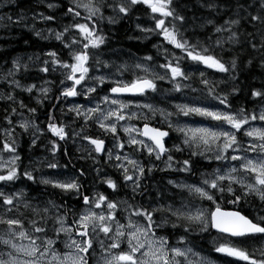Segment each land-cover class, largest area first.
<instances>
[{
    "label": "snow or ice",
    "instance_id": "obj_1",
    "mask_svg": "<svg viewBox=\"0 0 264 264\" xmlns=\"http://www.w3.org/2000/svg\"><path fill=\"white\" fill-rule=\"evenodd\" d=\"M6 2H15V0H6ZM137 6H147L152 14H159V18L155 15L152 17L155 20V28H144L137 24L136 27L141 32H158L168 44L180 49L192 62L228 74L233 82L231 92L220 93L217 92V88L221 84H227L228 81L224 79L210 81L203 71L199 72V83L204 86L207 95L218 101L223 109L204 106L192 100L188 103H177L173 106L174 111H169L152 103L133 104L131 100L126 101L121 98L123 95L144 97L148 92H157V80H167L172 85L173 92H183L185 89H190L192 92L200 91L192 87L191 83H186L193 80L194 71L191 66L188 68L181 66V61L185 58L183 56L177 57L172 54V58L168 59L166 55L167 62L159 65L164 69V74L141 63L131 67L126 64L113 66L101 60L98 55L95 64H89L94 53L88 49L100 50L107 39L102 31H97L93 18L104 20V11L111 9L113 15L108 16L107 20L109 23H116L118 19L128 17ZM47 7L55 9L58 4L49 2ZM183 7L186 5L182 0H87V2L72 0V6L67 8L65 14L71 15L75 21V18L81 15L78 9L83 8L88 13L85 19L93 20V25L90 28L88 24L74 22L60 32L49 29L50 36H54L64 48L69 49L72 62L61 60L56 51H49L46 53L49 59L43 61V66L38 71L49 73L56 71L57 68L63 70L64 79L60 81L61 85H65V81H72L71 86L63 87L61 96L64 98L77 95L87 97L97 93L98 87L106 83L112 85L107 90L110 94L100 97L103 104L109 105L107 109L101 108L98 103L89 108L74 106L69 111L75 112L78 117H83L86 124L92 120L106 134H111L114 148L123 150L125 144L128 147L134 146L135 152H146L150 158L154 157L155 161H163L165 167L161 171L192 173L194 169L192 157L221 162L219 167L202 178L199 185L168 180V184L173 187L186 189L201 201L210 202L209 206L196 207L182 203L179 208L169 204L149 209L130 204L126 200L118 203L102 192H96L90 197L82 192L83 185L79 177L85 175L84 171H81L79 176L65 180L50 177H42L39 180L40 184L58 189L66 195L74 194L82 199L81 210L71 209L67 204H58L54 200H47L43 206L38 203L33 204L23 189L12 190L11 186L22 177L33 183L37 181L32 171L27 169L20 171L18 162L21 157L17 151V142L12 136L15 127L6 128L4 131L8 139L4 141L2 151L10 153L11 158L0 162V208L3 209L0 213V225L5 226V230L0 232V264H89L92 257H96L95 264H211L189 246L187 236L196 229L200 232H208L210 229L217 231L224 242L216 244L214 248L216 253L246 261L248 264H264V249L259 250L260 258L257 259L232 242V238H256V234H261L259 238L264 240V215L258 217V222H254L239 210L223 208L219 202L227 192L232 196L228 203L233 205H238L242 199L248 202L249 197H256L261 204H264V127H253L251 124L253 121L264 122V107L259 112L255 110L248 112L244 107L236 111L231 110L229 96L236 95L240 91L235 84L238 79L235 74L238 57H233L230 63H226L211 54L208 47L200 46L199 42L191 44L184 39L180 31L187 22L185 15L181 13ZM201 7H206L216 16L221 12L231 13L219 25L214 19L206 21V24L214 27V32L217 34L216 47L223 49L225 44L239 45L242 49L248 47L258 54L260 67L264 68V0H252L251 3L247 0H205ZM40 18L46 22L56 20L54 15L45 16L43 13L40 14ZM7 19L11 21L12 17L9 16ZM166 20H168L167 24ZM245 24L251 26L252 31L241 32L240 29ZM72 29H77L87 41L83 43L80 51L72 47L80 44V40L72 37L70 42L65 41V35ZM35 35L41 37L40 32H36ZM41 38L48 39L49 36ZM144 59L151 61L153 58L147 56ZM254 59L256 57L250 58L247 65L251 66ZM101 66L106 69L114 67L115 70L107 75L89 77L90 68ZM129 70H132L134 75L137 70L145 75H136L131 81L112 78L122 76ZM29 71L28 64L13 60L12 66L7 69L3 78L13 89L19 88L32 93L37 87L35 84L25 87L15 78L17 74ZM85 81H94V83L90 82L84 86L82 82ZM47 83L49 82L45 81V84ZM77 86H81L83 90L78 91ZM38 91L46 98L50 88L41 87ZM251 97L253 100L264 102V90H251ZM0 99L17 102L16 97L11 93L0 95ZM41 102L37 100L38 104ZM18 104L21 109L27 108L22 100L18 101ZM133 107L139 111H130ZM28 111L34 114L36 109L28 108ZM16 112L17 109L13 107L11 114L15 115ZM181 116L201 117L210 123L207 125L199 123L196 126L180 123L178 118ZM157 117L161 127L149 123ZM174 117L177 119L174 120ZM134 119L144 121L143 128L130 123ZM5 120L8 125H13L11 115H6ZM125 120L129 123L121 125L120 122ZM163 125L167 127L164 128ZM18 126L25 132L30 127L40 132L38 126L28 120L21 121ZM118 127L127 137L124 142L120 140ZM48 130L59 140H65L67 137L64 126H57L51 115H49ZM170 132L177 133L180 139V143L173 144L172 148L166 147V138L170 136ZM238 133L250 138L247 146L238 139ZM38 138L35 136L32 139V146L36 145ZM85 139L95 146L96 153H106L107 161H116L111 166L120 172L125 185L131 187L133 198L136 194H142L141 181L145 178L146 169L140 160L133 159L128 153L114 154L112 149H105L103 139L90 137ZM50 144V151L55 155L59 146L56 141H50ZM185 149L190 152L189 158L182 161L174 160L172 153L183 152ZM248 153L255 155L250 156ZM96 162L99 163V160ZM47 166L56 168L57 164L49 162ZM155 167L156 165L151 163L147 167V173H152ZM96 172L102 183L113 192L118 191L119 185L111 176L107 174L101 176V168H97ZM234 185L239 186V194ZM216 193H220L221 196L217 197ZM122 205L123 211L127 213L124 217L126 223L121 222L119 215ZM26 212H30V215H26ZM69 213L72 215L71 223L68 219ZM154 213L161 214L159 222L154 219ZM134 217L143 218L144 223H140ZM167 225H171L173 229L184 230L185 234L181 235L175 244H170L167 236L157 235V229ZM62 235L66 238L61 239ZM59 244H63L67 251L61 252L58 248ZM96 245L100 249L98 257ZM122 245H126V249L122 248Z\"/></svg>",
    "mask_w": 264,
    "mask_h": 264
},
{
    "label": "trees",
    "instance_id": "obj_2",
    "mask_svg": "<svg viewBox=\"0 0 264 264\" xmlns=\"http://www.w3.org/2000/svg\"><path fill=\"white\" fill-rule=\"evenodd\" d=\"M49 2L57 3L58 7L55 9H48L46 4ZM204 2L205 0H182V3L186 5V7L181 9V13L185 15L187 21L186 24L180 28V31L183 33V38L188 40L191 44H197V42H199L200 46L208 47L211 54L216 55L226 63H230L233 57H238V68L235 73L238 79L235 84L238 85L240 91L236 95L229 96L231 110L236 111L239 108L244 107L248 112H252L253 110L256 111L258 108L264 106V102L253 100L251 97V90H264V68L260 67L258 54L254 53L248 47L242 49L239 45L230 46L225 44L223 49L216 47L215 40L217 39V34L214 32V27L206 24V21L208 19H214L215 23L219 25L222 24L231 13L225 14L221 12L220 15L216 16L206 7H201V4ZM247 2L251 3L252 0H247ZM69 6L71 5L65 0H15V2H6L5 7L0 6V16L4 17V19H0V95H7L11 93L16 97L17 101L13 102L0 99V129L2 127H6L8 124L5 120L6 115H11V118L13 119L19 112H26L31 118V121L34 122L41 131V136H39L35 146L29 144L27 134L21 130L15 132L14 139L17 142V151L21 157L18 162L20 171L23 172L25 169L32 171L37 182L33 183L32 181H28L26 178L22 177L20 180L15 182L13 187L23 189L33 204L38 203L43 206L47 200H54L58 204H67L71 209L79 211L82 199H75L71 195L61 193L58 189L40 184L36 169L38 166L33 165V162L36 161V159H43L42 156H47V152L51 148L50 141H56L59 149L56 154L53 155L55 161L53 160L52 162L56 163L57 168L61 171H67L76 176H79V173L84 171L85 175L79 178L83 185L82 192L85 195H87L88 191H91L90 189H95L104 193L109 197V199L118 203L119 200H126L130 204L140 205L147 208H149L148 206L150 205H148L149 201H147L146 198L152 201L150 202L151 205H154L155 202L156 204L162 205H175L177 203V199L179 198L190 202L193 201L194 198L188 196L183 190H174L167 184L168 180H174V177H172L167 171L158 172L157 167H155V170L152 173H147V167L150 166V162L152 161L150 157H147L148 162L144 163L146 175L141 181L143 186L142 194H136V197L133 198L131 194L129 196V189L125 185V182L119 177L118 171L111 166L113 164L112 161L106 162L105 160H100V158L94 160H90L89 158L86 159L81 155L82 150L78 148V146L74 144L77 148H73L74 145L70 140L71 135H67L65 140H59V138L55 137L48 130L49 115H51L57 126H64L66 133L69 131L71 134L79 132L81 135L79 138L83 143L87 142L89 144V140L85 139V137H90L92 139L100 138L107 143V140L109 142L110 136L105 135L102 131H100L97 123L92 124V122H87L86 124L82 118H75V115L71 114L72 112L69 110L60 112L59 114L61 117L59 118L55 115L56 111L50 112L51 108L48 105V98L53 97L55 100H61V96L58 92V88L60 86V76L55 74V71L41 73L38 69L43 66V61L45 59H49L46 55L49 51H56L59 58L63 61L69 62L70 57L68 55L69 49L64 48L60 41H57L52 37L43 39L41 37L47 35H42V33L43 31L48 32L49 29H54L57 32L63 31L65 27L73 24L74 22L88 24L91 28L94 20L97 31H102V34L107 39L105 45H103L100 50H96L95 54H97L92 56L89 60L90 65L95 64V59L98 55L101 60L107 61L109 64L113 62H121L124 65H128L138 61L154 68H160V64L167 62L165 59L166 55L168 56V59L172 58V54L177 57L183 56L185 58L181 61V66L183 68L191 66L194 71L193 80L186 83H191L192 87L200 90V92L197 91V95L203 99L207 98L213 100L207 95L206 90H204V86L199 83V72L203 71L206 78L210 81H219L221 79L227 80V84H221L217 88V92L220 93L231 92L233 82L229 79L228 74L219 73L214 69L207 68L205 65L192 62L186 57L185 53L180 51V49H176L164 41H158L155 40L156 38H152L153 34H156V32L148 35L149 38L146 39L149 40L143 39V32L141 33V31L136 27L137 24L144 27L155 28V20L152 18L153 15L149 12L147 6H137V8L134 9L128 17L120 18L116 23H109L108 20H106L108 16L113 15L111 9L104 11V20H96V18H93V20H83L84 14L80 12L81 15L76 17L74 21L71 15L65 14ZM41 13L45 16L54 15L56 20L53 22H46L42 19L37 20L34 16L40 15ZM9 16L12 17L11 21L7 19ZM170 19L171 18H168V20ZM168 20H166V24L168 23ZM17 21L20 22L17 23ZM200 25L204 26L200 27ZM245 30L252 31V28L251 26L245 24L240 31L244 32ZM36 32H40L41 37L36 36ZM76 34L77 33L74 29H72L65 35V41L70 42V39L75 37ZM143 36L144 38L146 37L144 34ZM197 50H199V47ZM31 55L38 57L39 60L35 62L30 61L29 57ZM147 56H151L153 59L151 61H147L144 59ZM252 57H256V59H254L252 65L249 66L247 65V61ZM13 60H19L22 64H28L30 68L29 72L17 74L15 78L18 79L25 87L35 84L37 87L49 88L50 85V91L47 93L48 98L42 97V102L38 104L37 100L35 101L32 97L34 94L33 92L28 94L19 88L13 89L9 86L8 81H6L3 77L7 72V69L12 66ZM102 68V66L92 67L89 72H93L94 69L102 71ZM103 69L106 70V68ZM10 79L11 78H9V80ZM45 81H48L49 83L45 84ZM156 83L158 87L157 92H148L146 96L143 97V100L146 103H152L168 108V102L175 100L178 97V93L173 92L171 90L172 86L168 83ZM108 87V84L102 85L101 88L98 87V93L108 92ZM187 92H190V89H188ZM92 97L97 98L98 94L95 93V95H90L89 99ZM21 100L27 105V108L21 109L19 107L18 101ZM13 107L17 109L15 115L11 114V109ZM28 108H35L36 112L34 114L30 113ZM158 121L159 117L149 123L152 126L161 127ZM121 136L122 135L120 134V137ZM171 140L176 144L180 143L178 136L175 133L170 132V136L166 140V147L169 148L172 145L170 144ZM1 147L2 141L0 136V148ZM173 154H175V152H173ZM176 154H178V157H180L182 161L189 158L190 152L188 149H185L183 152H176ZM97 160H99V163L96 162ZM192 160L194 161V169L190 174L196 177L198 172L204 171L203 168H201L203 165L201 162H198L197 158L192 157ZM97 168L102 169L101 176L107 174L118 183V191L113 192L105 183L101 182V178L97 176ZM233 187L237 189L239 194V188L236 186ZM155 194L156 197H154ZM220 196L221 194L219 193L217 197ZM230 199H232V196L225 192L219 202L223 208L228 210H239L243 215L252 219L254 222L256 220L258 221L259 216L264 215V204H261L259 199L256 197H249L248 202H245L244 199H242L238 205L228 203ZM2 211L3 209L0 208V213H2ZM21 211L24 210L21 209ZM25 214L30 215V212H26ZM68 219L72 220L71 213H69ZM139 219L143 220V218L140 217ZM154 219L158 222L160 221L159 216H157L156 213H154ZM160 232H162V235L164 234V236H167L170 241L185 234L183 228L173 229L171 225H167L160 229L158 233ZM187 240L204 253H213L216 244L223 242V240L222 242H219L220 235L213 232L211 229L206 233H200V231L196 229L188 234ZM248 240L249 245L247 244L246 246L251 245V240L258 241L257 238L251 237H249ZM237 243L239 244V242Z\"/></svg>",
    "mask_w": 264,
    "mask_h": 264
},
{
    "label": "rangeland",
    "instance_id": "obj_3",
    "mask_svg": "<svg viewBox=\"0 0 264 264\" xmlns=\"http://www.w3.org/2000/svg\"><path fill=\"white\" fill-rule=\"evenodd\" d=\"M66 2H68L71 6H72V0H65ZM84 2H87V0H84ZM0 6L1 7H5L6 6V0H0ZM46 7H47V4H46ZM48 8V7H47ZM49 9V8H48ZM80 12H82L84 15H83V20H87V19H85V17L88 15V13L85 11V9H83V8H80V9H78ZM149 12L151 13V11H150V9H149ZM152 14V13H151ZM152 15H155L157 18H159V14H152ZM1 17V16H0ZM37 20H39V19H41L40 18V15H36V16H34ZM95 19V18H94ZM107 20V19H106ZM142 27H144V26H142ZM144 28H149V27H144ZM74 31L77 33L76 34V36H75V38L77 39V40H80L81 41V43L80 44H77V45H73L72 47H73V49L74 50H76V51H80L81 49H82V46H83V43H86L87 41H85L84 39H83V36L79 33V31L77 30V29H74ZM142 33V32H141ZM143 34L146 36L145 38H144V36H143ZM150 33H142V38L143 39H145V40H149V39H146V38H149V35ZM42 35H47V36H49V38L50 37H52V38H54V36H50V34H49V30H48V32H45V31H43V33H42ZM151 38V37H150ZM152 38H156L155 40H158V41H164V42H166L164 39H163V36L162 35H160L158 32H156V34H153V36H152ZM151 38V39H152ZM167 43V42H166ZM168 44V43H167ZM88 51H90L91 53H94V55H96L95 54V52H96V50H94V49H88ZM181 51V50H180ZM127 54V53H126ZM68 55H69V51H68ZM93 55V56H94ZM70 57V56H69ZM29 60L30 61H37V60H39V58L38 57H35L34 55H31L30 57H29ZM72 61H71V58H70V61H69V63H71ZM136 62V61H135ZM135 62L134 63H130V64H128V66H133V65H135ZM136 63H141V64H144V63H142V62H136ZM110 65H113V66H119V65H124L123 63H110ZM147 65V64H146ZM201 65H203V64H201ZM149 66V68L150 69H154L156 72H158V73H160V74H164V69H161V68H154V67H151L150 65H148ZM115 69H114V67L113 68H107L106 70H104L103 68H102V71L100 70V71H97L96 69H94L93 70V72H89V77H92V76H96V75H107V74H109L110 72H113ZM62 71L63 70H61V69H59V68H57V70L55 71V74H58V76H60V80L59 81H61L62 79H64V76L62 75ZM136 75H139V76H144L145 75V73H143V72H140V71H136L135 72V75H134V73H133V71L132 70H129V71H126V72H124L123 73V75L122 76H114V77H112L113 79H123V80H125V81H131V80H133L134 78H135V76ZM90 82H92V83H94V81H85V82H82V85H84V86H87V84L88 83H90ZM156 82H165V83H168V84H170L167 80H163V81H161V80H157ZM71 84H72V81H65V85H61V83H60V86H59V88H58V92H59V94H60V96H61V92H62V90H63V87H65V86H71ZM106 84H108V83H106ZM171 85V84H170ZM108 86L110 87V86H112V85H110V84H108ZM172 86V85H171ZM109 87H108V89H109ZM41 87H36V89H34L33 90V99H35V101L36 100H42V96H41V94H40V92L38 91V89H40ZM48 88V87H47ZM49 88H50V85H49ZM100 88H101V86H100ZM77 90L78 91H82L83 89H82V87L81 86H77ZM188 91V89H185L183 92H177L178 93V97L175 99V100H172V101H169L168 102V104H167V106H168V108L167 107H162V106H159V105H155V106H157V107H160V108H166V109H168L169 111H174V108H173V106L175 105V104H177V103H188V102H190V101H192V100H195L198 104H201V105H204V106H209V107H217V108H220V109H223V106L222 105H219V103H218V101H213V100H210V99H203L202 97H200V96H198L197 95V92H192L191 90H190V92H187ZM198 92H200V91H198ZM28 93V92H27ZM29 94V93H28ZM97 94H98V97L96 98V97H92L91 99H89V96H85V95H77V96H75V97H68V98H64V97H62L61 96V100H55V98H48V96H47V98H48V105H49V107L51 108V111L50 112H53V111H56V116L59 118V117H61V115L59 114L60 112H64V110H69L70 108H72V107H74V106H82L83 108H89V107H94L96 104H100V107L101 108H103V109H107L108 107H109V105H106V104H103L102 102H101V100H100V97H102L103 95H105V94H109L108 92H106V93H98V90H97ZM91 95H95V93H93V94H91ZM200 95V94H199ZM37 96H40V97H37ZM122 99H124V100H131L132 101V103L133 104H135V103H146L144 100H143V97H139V98H127V97H121ZM97 99V100H96ZM264 107V106H263ZM262 108V107H261ZM261 108H258L256 111L257 112H259L260 111V109ZM130 111H139L138 109H136L135 107H133L132 109H130ZM145 111H147V110H145ZM72 112V111H71ZM21 113H22V115H21ZM71 114H74L76 117H78L77 115H76V113L75 112H72ZM56 118V117H55ZM79 119L80 118H82L83 119V117H78ZM174 120H176L177 118L176 117H174L173 118ZM179 119V121H180V123H189V124H192L193 126H196L197 124H199V123H202V124H204V125H207V124H209L210 122L209 121H206V120H203V118H201V117H189V118H185V117H179L178 118ZM13 120V125H8L7 124V126L6 127H2L1 129H0V136H1V141H2V147L0 148V162H4V161H8L10 158H11V154L10 153H8V152H5V151H2V149H3V143H4V141L6 140V139H8V137H7V134L5 133V131H4V129H11L12 127H15V131L12 133V136H13V138H15V132H18V130H21L22 132H24L25 134H27V136H28V139H29V144H31V141H32V139L35 137V136H41L40 134V132H37L36 131V129L35 128H32V127H30L29 129H28V131L27 132H25L23 129H21L18 125H19V123L21 122V121H23V120H28V121H30V122H32L31 121V118L27 115V113L26 112H19L17 115H15L14 116V118L12 119ZM84 120V119H83ZM85 121V120H84ZM63 122H64V120H63ZM88 122H92V124H94V122L92 121V120H89ZM126 123H129V121H127V120H125V121H121L120 122V124L121 125H124V124H126ZM130 123H132V124H135L137 127H140L141 128V126L144 124V121H141V120H137V119H134V120H132ZM251 124H252V126L253 127H264V122H261V121H253V122H251ZM36 125V124H35ZM98 126V125H97ZM164 128H166L167 126L166 125H164L163 126ZM245 127H247V126H245ZM98 128L100 129V131H102L105 135H110L109 136V142H108V140H107V143H105V149H112V151H113V153L114 154H116V153H120V154H123V153H128L133 159H138V160H140L143 164L144 163H147L148 162V159H147V157H149L148 155H147V153L146 152H135L134 151V146L133 147H128L127 146V144H125V148L123 149V150H120V149H118V148H114L113 147V145H114V139H113V136L111 135V134H106L99 126H98ZM172 133H175V132H172ZM118 134H119V137H120V134L122 135L121 137H120V140L122 141V142H124V141H126L127 140V137L125 136V134L123 133V131L122 130H120V128L118 127ZM177 136H178V134L177 133H175ZM67 135H71L70 136V140H71V142H72V144L74 145H76V146H78V148H80L81 150H82V153H81V155L84 157V158H86V159H90V160H94V159H99L100 158V160H105L106 162H107V156H106V153H101V154H99V153H96L95 151H94V145H86L85 143H83L82 141H81V139L79 138V137H81V135L79 134V132H75V133H70V131L69 132H67ZM56 137V136H55ZM58 138V137H57ZM39 139V138H38ZM37 139V140H38ZM238 139L245 145V146H247V144L249 143V139L250 138H248L247 136H245V135H243V133H238ZM36 140V141H37ZM178 140H180L179 138H178ZM79 141H81V142H79ZM11 141L9 140V143H10ZM170 144H172L169 148H172V146H173V144H176L175 142H173L172 140H171V142H170ZM74 145V146H75ZM73 146V148H77L76 146L74 147ZM172 155H173V157H174V160H176V161H181V159H180V157H178V154H176V152H175V154H173L172 153ZM209 155H211V153H209ZM248 155H250V156H254L255 154L254 153H248ZM42 156V155H41ZM43 157V159H36V161H34L33 162V165H37L38 167L36 168L37 169V177L39 178V180L42 178V177H44V178H54V179H59V180H65V179H68V178H70V177H72V176H76V175H73V173H69V172H65V171H61L59 168H49L47 165H48V163L49 162H52L53 160H54V158H53V154H52V152L50 151V149H49V151L47 152V156L46 157H44V156H42ZM41 158V157H40ZM102 158H104V159H102ZM194 158H197V160H198V162H201V164L203 165L201 168H203V170L204 171H201V172H198V174H197V176L195 177V176H193V175H191L190 173H183V172H175V171H172V170H166L172 177H174V181H176L177 183H185V184H197V185H199L200 184V182H201V180H202V178L205 176V175H207L208 173H211L214 169H216L217 167H219L220 166V164H221V162H218V161H215V160H208V159H204V158H202V157H194ZM164 159H166V156L164 157ZM151 162H150V164L151 163H154L155 165H156V167L157 168H161V169H163L164 167H165V165H164V163H163V161H155V158L154 157H151ZM55 161V160H54ZM104 161V162H105ZM103 162V161H102ZM113 162V164L114 163H116V161L115 160H113L112 161ZM226 165L228 164V162H224ZM145 166V165H144ZM160 169V170H161ZM164 172V171H163ZM118 175H119V177L121 178V180L123 181V179H122V176L120 175V173H118ZM227 182L225 181V184H226ZM168 184V183H167ZM172 189H174V190H182V189H178V188H175V187H173V185H170V184H168ZM234 186H236L237 188H239V186L238 185H234ZM12 187V190H19L17 187H13V186H11ZM125 187V186H124ZM123 187V188H124ZM127 188L129 189V191L130 192H132V190H131V187L130 186H127ZM91 191H88L87 192V195H89L90 197L94 194V193H96V192H99V191H97V190H95V189H90ZM184 192H186V194L188 195V196H190L191 198H194V200L193 201H188V200H182V199H180L179 197V199H177V203L175 204V205H173L174 207H176V208H179L180 206H181V204L182 203H184V204H190V205H194V206H196V207H208L209 206V203L210 202H207V201H201L200 199H198L194 194H190L186 189H184L183 190ZM145 194V193H144ZM143 194V195H144ZM216 195L218 196L219 195V193H216ZM154 197H156V194L154 195ZM29 198V197H28ZM146 200L147 201H149L148 203V205H150V206H148L149 208H152V207H158V206H160V205H162V204H156V202H155V204L154 205H151V203L150 202H152L150 199H148V198H146ZM119 202H120V200H119ZM166 205H169V204H166ZM165 205V206H166ZM172 205V204H171ZM83 208V203L81 202V208L79 209V210H81ZM97 211H99V210H97ZM3 212V211H2ZM120 218H121V222L122 223H126V220L124 219V217L127 215V213H125L124 211H123V205L121 206V211H120ZM156 215L157 216H159V219H161V214L160 213H156ZM134 219H136V220H138L140 223H144V221L143 220H141V219H139V217H134ZM69 221L71 222V220L69 219ZM69 222V223H70ZM5 230V226H3V225H0V232H3ZM200 233H206V232H200ZM157 235H161V236H164V235H162L161 233H159L158 234V232H157ZM176 236H178V235H176ZM66 237H64L63 235L61 236V239H65ZM249 238V237H248ZM248 238H238V239H232V242L236 245V246H239L240 248H243V249H245V250H249L248 252L251 254H253L254 256H255V258H257V259H259L260 257H259V255H260V252H259V250L260 249H264V241L262 242L263 244L261 245V243L260 242H258V241H252L251 240V245L250 246H246L247 244L249 245V243H248ZM179 239V237H176V238H174L173 240H169V243L170 244H175L176 243V241ZM222 238L220 237V240H219V242H222ZM224 242V241H223ZM237 242H239V244L237 243ZM189 246H191V247H193V250L195 251V252H198V253H200V255H201V257H203L205 260H207V261H210L211 262V264H241V261L240 260H237L236 258H233V257H226V256H224V255H222V254H220V253H216L215 251H213V253H204V252H202V251H200L199 249H197L194 245H192L191 243H189ZM58 248H59V250L61 251V252H64V251H67L65 248H64V246H63V244H59L58 245ZM122 248H125L126 249V245H122ZM259 252V255H258V257H256L257 256V252ZM99 254H100V249H99V246L98 245H96V256L98 257L99 256ZM95 261H96V257H92L91 259H90V261H89V264H95ZM243 264V263H242ZM247 264H248V262H247Z\"/></svg>",
    "mask_w": 264,
    "mask_h": 264
},
{
    "label": "flooded vegetation",
    "instance_id": "obj_4",
    "mask_svg": "<svg viewBox=\"0 0 264 264\" xmlns=\"http://www.w3.org/2000/svg\"><path fill=\"white\" fill-rule=\"evenodd\" d=\"M75 118H78V117H76L75 116ZM51 132V131H50ZM52 133V132H51ZM80 142V141H79ZM84 143H86V145H91V143H90V141H89V144L87 143V142H84ZM161 168H157V170H158V172H161V170H160ZM163 172V171H162ZM118 173H120L119 171H118ZM145 189V188H144ZM129 192V196H130V194L133 196V193L132 192H130V191H128ZM145 193V192H144ZM73 198H75V199H78L74 194L73 195H71ZM136 197V196H135ZM83 203V202H82ZM73 204V203H72ZM250 219V218H249ZM255 222H258L257 220L255 221ZM160 231V229H157V232H159ZM259 236L260 235H256V238H257V240L261 243V245L263 244L262 242L264 241V240H262V239H260L259 238ZM259 238V239H258ZM247 251H249V250H247ZM256 251V250H255ZM257 252V251H256ZM252 254V253H251ZM258 255H259V252H257V256L256 257H258ZM254 256V255H253ZM255 257V256H254ZM259 257H260V255H259ZM247 264V262L246 261H241V264Z\"/></svg>",
    "mask_w": 264,
    "mask_h": 264
},
{
    "label": "water",
    "instance_id": "obj_5",
    "mask_svg": "<svg viewBox=\"0 0 264 264\" xmlns=\"http://www.w3.org/2000/svg\"><path fill=\"white\" fill-rule=\"evenodd\" d=\"M110 94V93H109ZM121 97H127V98H132L131 96H129V95H123V96H121ZM141 128H143V125L141 126ZM146 139V138H145ZM166 140H167V138H166ZM99 154H101V153H99ZM213 232H215V233H217V231L215 230V229H211ZM218 234V233H217ZM256 235H261V234H256ZM232 239H238V238H232Z\"/></svg>",
    "mask_w": 264,
    "mask_h": 264
},
{
    "label": "bare ground",
    "instance_id": "obj_6",
    "mask_svg": "<svg viewBox=\"0 0 264 264\" xmlns=\"http://www.w3.org/2000/svg\"><path fill=\"white\" fill-rule=\"evenodd\" d=\"M163 232V231H162ZM162 232H160V233H162ZM159 234V233H158ZM164 235V234H163Z\"/></svg>",
    "mask_w": 264,
    "mask_h": 264
}]
</instances>
